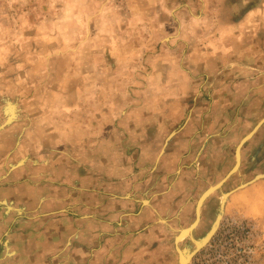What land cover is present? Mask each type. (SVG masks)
<instances>
[{"label":"rangeland","instance_id":"1","mask_svg":"<svg viewBox=\"0 0 264 264\" xmlns=\"http://www.w3.org/2000/svg\"><path fill=\"white\" fill-rule=\"evenodd\" d=\"M262 52L264 0H0V264H264V216L230 201L264 125L226 178Z\"/></svg>","mask_w":264,"mask_h":264},{"label":"crops","instance_id":"2","mask_svg":"<svg viewBox=\"0 0 264 264\" xmlns=\"http://www.w3.org/2000/svg\"><path fill=\"white\" fill-rule=\"evenodd\" d=\"M261 44V42H260ZM259 44L257 43L256 46ZM256 49V48H255ZM263 53V52H262ZM264 53L261 55L262 58L260 60L264 59ZM253 56V55H250ZM259 124V123H258ZM257 124V125H258ZM264 124L260 126V128L263 127ZM239 156V154H238ZM184 181V180H182ZM255 197V202H252V198L249 199L251 196ZM231 205L236 206L239 208L241 212H244L243 214L247 217H253V216H264V178L256 180L253 184L246 187L241 192L234 193L231 198ZM252 204L255 205L254 212L252 211ZM259 214V215H258Z\"/></svg>","mask_w":264,"mask_h":264},{"label":"water","instance_id":"3","mask_svg":"<svg viewBox=\"0 0 264 264\" xmlns=\"http://www.w3.org/2000/svg\"><path fill=\"white\" fill-rule=\"evenodd\" d=\"M264 123V119L259 122V124L252 130V132L250 134H248L247 136L244 137V139H242V141L240 142V145L238 146V148L236 149V166L234 167V169L226 176V178H228L233 172L236 171V169L238 168V164H239V158H238V153H239V148L244 144L246 143L251 137L252 135L254 134V132H256V130L258 129V127L260 125H262ZM226 178L221 181L220 183H218L217 185H215L214 187H211L209 188L207 191H205L202 196L199 198L198 202H197V206H199L200 204H202L204 202V200H206L213 192H215L218 188H220V186L223 184V182L226 180ZM264 178V175H260L258 176L257 178H255V180H259V179H263ZM199 222V217L196 216V219L195 221L193 222V224L186 228V229H183L179 232V234L177 235V237L175 238V241H178V239L180 237H190L191 235V232L194 228H196V226H194L196 223L198 224ZM213 232L211 231L210 234L206 237L205 240L202 241L201 245L200 246H204L206 244V242L209 240V238L212 236ZM177 253H178V256H179V260H178V264H188L189 261H190V258L193 256L194 253H190V254H187L183 255V257H181V254L182 252L180 250L177 249Z\"/></svg>","mask_w":264,"mask_h":264},{"label":"bare ground","instance_id":"4","mask_svg":"<svg viewBox=\"0 0 264 264\" xmlns=\"http://www.w3.org/2000/svg\"><path fill=\"white\" fill-rule=\"evenodd\" d=\"M238 155V154H237ZM239 157V156H238ZM200 206V205H199ZM199 206L197 207V215H198V209H199ZM197 224V223H196ZM195 226V225H194ZM183 240V237H180L179 239H178V242H181ZM179 250V249H178ZM183 253L181 254V257H183ZM184 257H185V255H184Z\"/></svg>","mask_w":264,"mask_h":264}]
</instances>
